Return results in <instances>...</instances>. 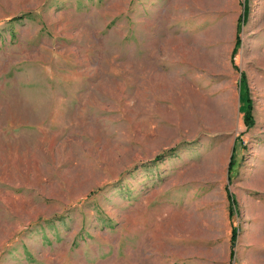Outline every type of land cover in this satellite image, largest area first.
Here are the masks:
<instances>
[{"label":"rangeland","instance_id":"rangeland-1","mask_svg":"<svg viewBox=\"0 0 264 264\" xmlns=\"http://www.w3.org/2000/svg\"><path fill=\"white\" fill-rule=\"evenodd\" d=\"M0 264H264V0H0Z\"/></svg>","mask_w":264,"mask_h":264},{"label":"trees","instance_id":"trees-1","mask_svg":"<svg viewBox=\"0 0 264 264\" xmlns=\"http://www.w3.org/2000/svg\"><path fill=\"white\" fill-rule=\"evenodd\" d=\"M244 75V74H243ZM243 81L245 82V79H243ZM248 91V90H247ZM251 110H252V99L248 96L247 98V106H246V114H245V118H246V125L247 126H250L253 124V118H252V113H251ZM235 232L233 231V235H232V244L235 243Z\"/></svg>","mask_w":264,"mask_h":264}]
</instances>
